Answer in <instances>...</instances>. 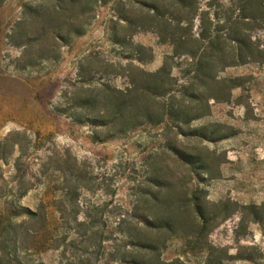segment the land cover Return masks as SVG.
<instances>
[{"label": "rangeland", "instance_id": "374dc122", "mask_svg": "<svg viewBox=\"0 0 264 264\" xmlns=\"http://www.w3.org/2000/svg\"><path fill=\"white\" fill-rule=\"evenodd\" d=\"M144 2L162 4H0V212L21 222L46 208L60 243L41 255L44 264H126L136 254L122 231L149 212L173 227L153 233L162 264H264V11L253 23L241 20L242 0H198L193 37L231 19L248 47L239 56L220 45V101L195 100L190 60L175 57L172 97L145 101L149 117L127 129L123 121L99 127L111 120L100 119L105 88L126 93L173 56L140 29ZM57 6L65 11L53 25L84 31L68 46L43 37L35 13ZM88 97L93 104L80 109Z\"/></svg>", "mask_w": 264, "mask_h": 264}, {"label": "trees", "instance_id": "16d2710c", "mask_svg": "<svg viewBox=\"0 0 264 264\" xmlns=\"http://www.w3.org/2000/svg\"><path fill=\"white\" fill-rule=\"evenodd\" d=\"M3 1L0 0V4ZM54 1L62 4L63 0ZM217 1L209 0V6L212 7ZM70 2L72 3L74 0H70ZM242 3L241 11L245 14L241 18L242 21L247 19L253 23L261 21L257 15L264 11V0H242ZM140 5L141 9L148 13L141 20L140 29L156 33L162 43L171 45L173 56H168L163 67L157 73L149 74L142 85L133 84L132 89L126 93L109 87L105 88L104 100L106 108L109 110L104 111L102 113L104 117H100V119L109 118L111 120L110 122L96 120L99 121L97 125L99 127H109L123 121L122 125L127 129L129 125H136L138 117L142 114L149 117V108L145 101L172 97L174 90L171 87L174 78L170 62L175 57L186 56L190 60L188 67L190 74L194 75L191 80V88L195 89L192 92L193 95H196L195 100L199 102L212 98L215 101H220L222 99L220 95L223 94L220 87L221 82L213 75L219 61L223 58L224 50L220 45L228 42L236 55L239 56L248 49L247 43L242 38L241 28H238L239 23L231 19L219 20L218 23L222 22V26L220 23L217 24L213 31L203 26L199 38L193 37L191 34L193 23L200 10L198 0H162L161 5L148 2ZM40 8L36 9L35 13L41 20L43 37L51 35L64 46H68L72 35L79 37L84 34L83 29L79 27L68 28L64 33V25H53L55 18L65 11L61 6L52 10H41ZM183 24H186V27ZM178 30L185 31V33H180ZM28 45L30 46L27 44L25 47L28 48ZM236 87L238 86L234 84L230 87V91ZM185 89V91L191 90L190 87ZM92 104L93 100L88 97L79 108L86 109ZM202 109L209 110L207 102L206 107ZM204 114L205 112L194 117L199 119ZM77 122L79 121L77 120ZM122 131L120 133H124ZM19 162L20 159L16 161L17 168L20 165ZM19 217L20 215L15 212H0V264H44L41 255L50 250H56L60 243L56 229L50 225L46 208L29 212L26 215V220L21 222L17 220ZM126 217L135 220L141 219L137 216H129V214ZM161 219L158 214L149 212L144 216L143 222L140 221L136 223L135 227L122 231L128 241L127 253L136 254L128 257L126 264H162L161 248L152 240L153 233L159 230L171 232L173 227L171 222Z\"/></svg>", "mask_w": 264, "mask_h": 264}]
</instances>
